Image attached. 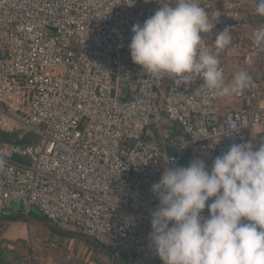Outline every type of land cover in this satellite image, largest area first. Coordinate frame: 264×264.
Instances as JSON below:
<instances>
[{
	"label": "built area",
	"instance_id": "2783aa9c",
	"mask_svg": "<svg viewBox=\"0 0 264 264\" xmlns=\"http://www.w3.org/2000/svg\"><path fill=\"white\" fill-rule=\"evenodd\" d=\"M217 1L198 0L212 35L219 32ZM229 1L233 19L258 2ZM175 2L0 0V132L29 139L0 138V211L19 202L24 212L36 208L54 226L75 227L128 262L163 264L149 234L159 205L150 189L165 167L176 166L186 149L206 160L233 143L255 147L256 126L255 139L264 144V113L254 107L264 99L259 77L250 76L249 86L234 93L238 105L218 115L220 97L199 76L176 85L132 62L133 25ZM260 27L250 26L244 40L231 34L245 66L254 55L264 57L252 41ZM202 38L218 55L227 84L228 66ZM160 120L176 124L183 137L171 145L154 139L151 129ZM202 215H209L207 207Z\"/></svg>",
	"mask_w": 264,
	"mask_h": 264
},
{
	"label": "clouds",
	"instance_id": "9594fccd",
	"mask_svg": "<svg viewBox=\"0 0 264 264\" xmlns=\"http://www.w3.org/2000/svg\"><path fill=\"white\" fill-rule=\"evenodd\" d=\"M255 11L264 16V0ZM212 29L198 0L161 5L133 25L131 60L176 85L199 76L218 97L244 90L248 72L238 71L226 84L218 55L205 46L202 33ZM252 41L264 48V27L253 31ZM214 45L217 52L232 46L228 28L216 34ZM150 191L159 205L151 213L149 240L163 264H264V144L233 143L210 169L198 158L186 167H165ZM206 207L209 215L203 216Z\"/></svg>",
	"mask_w": 264,
	"mask_h": 264
},
{
	"label": "crops",
	"instance_id": "0c3cea01",
	"mask_svg": "<svg viewBox=\"0 0 264 264\" xmlns=\"http://www.w3.org/2000/svg\"><path fill=\"white\" fill-rule=\"evenodd\" d=\"M234 8L231 1L218 0L213 11L215 23L221 14L232 18ZM239 19H243V23L237 28H230L229 32L230 35H237L243 40L246 38L250 26L264 24V16H258L251 7L241 11ZM220 31L223 30L219 29ZM204 35L214 44L216 35L209 32ZM219 56L229 68L230 75L227 84L232 82L235 73L244 70L253 78L259 77L264 85V57L254 55L251 62L245 66L241 49L233 46L220 50ZM238 103L234 94L220 97L216 104L217 114L223 115L225 111L237 106ZM254 107L264 113V99L255 102ZM173 125L177 127L176 124ZM260 128V126H256L251 132V138L257 147L260 144L255 139V132ZM213 160H204L209 169ZM19 209L21 215L17 216ZM2 210L6 212L0 214V264H27L32 259L35 260V264H116L117 255L111 249L83 236L75 227L62 229L54 226L33 207L30 212L37 215L38 219L22 217L21 204L15 209L11 203ZM129 264L149 263L144 260H136Z\"/></svg>",
	"mask_w": 264,
	"mask_h": 264
},
{
	"label": "rangeland",
	"instance_id": "374dc122",
	"mask_svg": "<svg viewBox=\"0 0 264 264\" xmlns=\"http://www.w3.org/2000/svg\"><path fill=\"white\" fill-rule=\"evenodd\" d=\"M151 134L155 137H159L161 140L164 139L166 143L171 145L173 142H178L182 137V133L179 132L172 123L167 122L165 120H160L158 125H154L151 129ZM20 203L19 202H13V206L15 209L19 207ZM22 217H29L31 219H34L35 217L38 219L37 215H34L32 212H24L22 210ZM2 212H6L4 210L0 211V214ZM40 215V214H39ZM38 215V216H39ZM41 216V215H40ZM33 217V218H32ZM42 218V217H41ZM40 220V219H39ZM42 220V219H41ZM44 220V219H43ZM46 222V221H45ZM91 240V239H90Z\"/></svg>",
	"mask_w": 264,
	"mask_h": 264
},
{
	"label": "water",
	"instance_id": "95a60500",
	"mask_svg": "<svg viewBox=\"0 0 264 264\" xmlns=\"http://www.w3.org/2000/svg\"><path fill=\"white\" fill-rule=\"evenodd\" d=\"M243 23V19H233L225 14H221L217 22L215 24V27L217 29H222L224 30L225 28H237L238 25H241ZM210 121L208 122L209 125L213 124L215 122L214 117H209ZM193 160L192 153L190 149H186L184 154L180 157L178 163L176 166H188V164ZM35 210L38 212V210L35 208ZM116 264H129L127 259L121 254L117 255L116 257Z\"/></svg>",
	"mask_w": 264,
	"mask_h": 264
},
{
	"label": "trees",
	"instance_id": "16d2710c",
	"mask_svg": "<svg viewBox=\"0 0 264 264\" xmlns=\"http://www.w3.org/2000/svg\"><path fill=\"white\" fill-rule=\"evenodd\" d=\"M174 127L177 128L175 125H174ZM152 137L154 139L158 140V141L160 140L159 137H155L153 135H152ZM0 138L2 140H7V141H11V142H17V143L29 142V139H27V138H24V139H18V138H16V136H15V134L13 132H0ZM172 151H173L172 149H168V152L169 153H171ZM19 207H20V205H19ZM20 215H21V210L19 209L17 216H20Z\"/></svg>",
	"mask_w": 264,
	"mask_h": 264
}]
</instances>
